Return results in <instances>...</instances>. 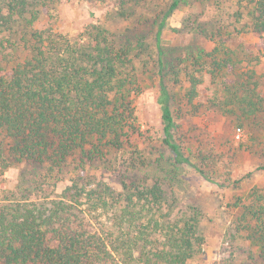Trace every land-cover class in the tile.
<instances>
[{"label": "trees", "instance_id": "obj_1", "mask_svg": "<svg viewBox=\"0 0 264 264\" xmlns=\"http://www.w3.org/2000/svg\"><path fill=\"white\" fill-rule=\"evenodd\" d=\"M55 1L0 0V33L10 32L16 21L37 23L42 8ZM128 1L117 0L121 14ZM182 1L166 0L155 36L161 66V29ZM233 15L238 22L246 17L251 31L264 40V0H236ZM94 28L96 37L86 41L43 37L37 29L33 37H20L22 43L0 40V53L20 44L30 51L11 67H0V167L4 170L21 160H48L59 166L75 150L82 154V165L84 158H103L107 146L106 151L119 152L118 157L104 158L107 165L121 169L119 190L98 184L85 193L78 182L82 174L77 173L79 179L51 199L24 198L5 204L0 208V264H188L193 255L198 240L195 219L183 215L171 222L167 219L170 211L162 213L158 192L128 177L137 159L135 149L128 148L135 133L129 95L137 93L136 75L129 66L131 48ZM210 54L214 73L229 66L233 51L220 40ZM195 64L194 71H201L202 64L196 60ZM194 71H186L189 101L195 98L200 82ZM156 100L161 142L174 161H187L174 138L171 93L162 78ZM239 100L243 106L255 107L250 93ZM82 195H86L87 207H83ZM108 203L115 208L105 219L99 213L93 215ZM234 207L239 230L257 246L264 262V185L251 188L246 201L236 199ZM154 235L161 238L155 247L149 243Z\"/></svg>", "mask_w": 264, "mask_h": 264}, {"label": "rangeland", "instance_id": "obj_2", "mask_svg": "<svg viewBox=\"0 0 264 264\" xmlns=\"http://www.w3.org/2000/svg\"><path fill=\"white\" fill-rule=\"evenodd\" d=\"M166 9V0H129L125 14L117 0H56L42 8L37 23L16 21L10 32L0 33V40L22 43L20 37H33L37 29L43 37L86 41L96 37V27L118 43L130 44L137 93L129 95L135 133L128 148L135 149L137 159L128 177L158 192L162 213L169 210L171 222L183 215L195 219L198 240L188 264H264L257 246L239 230L234 207L236 199L246 201L251 188L264 185V40L251 31L246 17L235 20L236 0H185L161 29V66L155 36ZM220 40L233 55L229 66L212 73L210 53ZM29 55L23 44L6 48L0 53V67L9 68ZM195 60L202 64L201 71H194ZM186 69L200 79L192 101L185 95ZM161 78L171 93L174 138L187 158L181 163L161 142L156 100ZM248 93L255 107L241 104L239 99ZM107 149L104 146L103 158H84L82 165V154L75 150L59 166L48 160H21L0 167V208L24 198L51 199L79 179L77 173L82 174L78 182L85 193L98 184L119 190L121 169L104 161L119 152ZM81 201L87 207L86 195ZM114 208L109 204L92 213L105 219ZM154 237L149 242L153 247L161 239Z\"/></svg>", "mask_w": 264, "mask_h": 264}]
</instances>
